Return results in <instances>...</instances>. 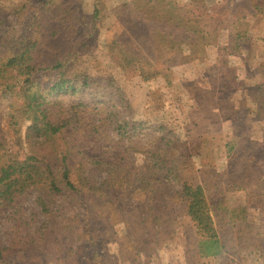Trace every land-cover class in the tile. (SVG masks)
Instances as JSON below:
<instances>
[{"label": "trees", "instance_id": "trees-1", "mask_svg": "<svg viewBox=\"0 0 264 264\" xmlns=\"http://www.w3.org/2000/svg\"><path fill=\"white\" fill-rule=\"evenodd\" d=\"M13 1L0 0V220L8 216L9 226L5 238L0 234V264H27L31 252L47 244L73 253L83 243L97 252L95 234L102 224L127 218L137 220L147 234L166 228L191 235L195 264L221 257L209 192L183 180L189 158L177 156L181 142H189L182 139V102L192 110L194 98L190 91L181 96L180 121L171 117L172 100L152 86L162 75L160 63H207L213 49L239 53V40L264 15L262 6L255 3L252 18L227 22L236 29L235 48L229 52L219 47L218 23L196 0L181 9L172 3L142 8L139 0H94L89 16L74 0H61L56 15L28 0L12 7ZM164 14L175 17L170 30L161 26ZM111 17L118 26L115 37L124 27L140 35L147 56L122 43L110 55L112 63L103 62L102 53L82 56L92 36L84 41L85 31L107 28ZM115 71L125 81L132 76L130 92L144 94L140 118ZM103 86L117 92L120 108L99 98L96 90ZM246 96L249 117L264 122V83ZM227 148L236 165L241 153ZM32 197L40 219L24 207Z\"/></svg>", "mask_w": 264, "mask_h": 264}, {"label": "rangeland", "instance_id": "rangeland-1", "mask_svg": "<svg viewBox=\"0 0 264 264\" xmlns=\"http://www.w3.org/2000/svg\"><path fill=\"white\" fill-rule=\"evenodd\" d=\"M28 1L38 10L45 8L49 15H56L61 0ZM74 1L83 14L90 15L94 0ZM21 2L23 0H14L11 2L12 7ZM139 2L142 8L172 3L181 9L189 4V0ZM255 3L262 6L263 12L264 0L194 2L205 5L212 20L218 23L216 34L219 36V47H228L229 52L235 48L236 37L233 34L236 29L227 22L233 17H254ZM164 15L161 26L164 30H170L176 24L175 17L173 14ZM242 23L245 24L246 21ZM117 30L114 17L110 18L107 28H101L100 25L89 27L83 40L92 36L88 48L82 51V56L102 53L101 60L112 63L110 55L117 51L120 43L141 56L149 54L145 46L140 44V35L133 34L124 27L118 31V37H115ZM237 49L239 53L234 56L224 55L218 49H213L207 63L195 62L174 67L160 63L158 68L162 75L152 86L160 95L172 100L169 105L173 119L181 121V96L184 92L190 91L194 98L191 102L194 105L192 110L186 101L182 102L184 114L181 123L185 133V138L182 139L186 141L189 138V142L186 146L181 142L177 156L179 159L189 158L182 173L183 180L205 186L209 192L211 214L224 252L221 257L202 264H264V216H261L264 205V122L249 117L247 109L250 105L246 96L249 89L264 83V15H259L252 21L251 27L239 40ZM147 59H151L150 55ZM114 75L118 83L124 86L123 93H126L140 118L144 94L136 91L137 89L136 92H130L128 85L134 87L132 76L125 81L118 72L115 71ZM241 85L244 86L243 90L240 89ZM232 86L235 87L234 90ZM96 92L102 101H114L121 107L114 89L103 86L97 88ZM86 96L92 100L90 92ZM195 108L203 111V116L193 113ZM206 112L210 114H204ZM207 118L211 121H207ZM213 128L220 138L215 137V131L212 133ZM6 136L9 139V135ZM228 145L234 146L242 154L236 165L235 162H230ZM9 147H16V141L12 138ZM248 148L251 152L243 155L242 152ZM182 155L185 157L181 158ZM229 173H233V176L228 180ZM68 205L69 203L64 202L65 207ZM24 207L29 215H37L40 219L35 197L30 198ZM69 214L73 215V212L70 211ZM7 217L0 220V234L3 238L9 230ZM148 232L150 234L134 218H127L121 223H103L101 230L95 234L97 252L92 251L89 244L83 243L75 246L73 253L68 247L65 249L60 245L47 244V248L31 252L27 264H195L191 259L194 242L191 235L178 234L166 228ZM195 241L197 242L196 238Z\"/></svg>", "mask_w": 264, "mask_h": 264}, {"label": "crops", "instance_id": "crops-1", "mask_svg": "<svg viewBox=\"0 0 264 264\" xmlns=\"http://www.w3.org/2000/svg\"><path fill=\"white\" fill-rule=\"evenodd\" d=\"M225 62V61H224ZM226 62H228V61H226ZM193 113H197V115L198 114H200V115H202V113H203V111H200V110H198V108H195V110H194V112ZM204 114H210V112H206V113H204ZM203 116V115H202ZM213 120V119H212ZM207 121H211L209 118H207ZM202 127V126H201ZM215 130H214V128H213V131H212V133L214 132ZM214 135H215V137L216 138H220V136L218 135V133H217V131H215L214 133H213Z\"/></svg>", "mask_w": 264, "mask_h": 264}]
</instances>
